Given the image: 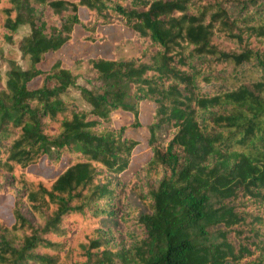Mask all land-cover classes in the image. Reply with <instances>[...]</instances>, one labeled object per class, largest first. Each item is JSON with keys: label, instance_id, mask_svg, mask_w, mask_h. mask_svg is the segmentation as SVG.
<instances>
[{"label": "trees", "instance_id": "obj_1", "mask_svg": "<svg viewBox=\"0 0 264 264\" xmlns=\"http://www.w3.org/2000/svg\"><path fill=\"white\" fill-rule=\"evenodd\" d=\"M104 28L129 36L43 68ZM143 103L126 181L140 142L112 115L141 129ZM8 196L0 264H264V0H0Z\"/></svg>", "mask_w": 264, "mask_h": 264}, {"label": "rangeland", "instance_id": "obj_2", "mask_svg": "<svg viewBox=\"0 0 264 264\" xmlns=\"http://www.w3.org/2000/svg\"><path fill=\"white\" fill-rule=\"evenodd\" d=\"M101 32L107 36V42L102 44H94L92 46L86 43H80L78 40L80 39L79 36L76 37L74 44L64 47L62 50L55 54L48 55L47 62L43 65V68L48 69L55 61L58 59H62L65 65H70L72 60L77 55L86 54L90 56L95 55H106L110 52V47L112 42H117L121 39L127 38L129 33L120 28L110 29L104 28ZM122 53L127 55L126 57H130L132 55L130 46L127 45L123 50ZM11 56V54L9 53ZM15 57V56H14ZM37 81L32 84V86H36ZM153 111V105L151 103H143L142 111L140 115V120L143 123V128L141 129H132L130 126L132 124V116L128 113L117 111L112 115L114 125L116 128H120L122 126L127 127L126 136L128 138L135 139L136 141L140 142V145L137 146L133 158L132 164L129 170L123 174V179L128 181L133 176L140 172V165L141 163L145 162L149 159L152 155L151 148L148 146V140L150 138V133L146 129V125L150 123L151 120V113ZM140 147H143L141 150H138ZM35 173L39 176L44 178L52 177L56 174V171L53 169L46 168L45 166H40ZM13 198V197H12ZM0 204V216L4 218L8 223H11L12 217L11 212L13 208V199L8 196L7 198H1Z\"/></svg>", "mask_w": 264, "mask_h": 264}]
</instances>
